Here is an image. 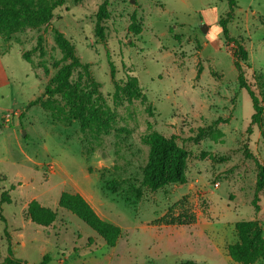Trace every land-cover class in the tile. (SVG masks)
Instances as JSON below:
<instances>
[{
    "label": "rangeland",
    "instance_id": "374dc122",
    "mask_svg": "<svg viewBox=\"0 0 264 264\" xmlns=\"http://www.w3.org/2000/svg\"><path fill=\"white\" fill-rule=\"evenodd\" d=\"M104 1L67 0L52 27L0 38V264L7 258L6 232L26 264H41L47 254L49 264H225L214 243L224 235L238 240L239 221L264 226V190L260 212L253 206L256 159L264 165V118L249 133L254 110L234 66H242L263 100L264 0H236L231 16L227 0H109L102 42L96 22ZM134 18L139 34L130 31ZM221 19L229 21L230 40ZM54 29L100 83L112 116L107 130L81 129L60 96L30 107L64 56ZM131 78L142 93L116 104L115 83ZM72 82L86 85L82 70ZM152 131L188 151L186 184L142 186L150 154L145 137ZM63 192L80 194L121 228L116 247L59 207ZM32 201L57 213L52 226L26 218ZM184 215L195 223L162 222Z\"/></svg>",
    "mask_w": 264,
    "mask_h": 264
},
{
    "label": "trees",
    "instance_id": "16d2710c",
    "mask_svg": "<svg viewBox=\"0 0 264 264\" xmlns=\"http://www.w3.org/2000/svg\"><path fill=\"white\" fill-rule=\"evenodd\" d=\"M67 0H0V38L10 39L12 36L23 32L26 29L38 30L52 27L58 16L56 10L62 8ZM230 14H233L237 7L236 0H227ZM109 0H105L99 7L96 22V35L100 41L105 42L104 22L109 18ZM229 19V17H228ZM228 19H221L219 27L226 40H230L227 25ZM231 19V18H230ZM139 25L136 19L130 27V31L139 34ZM55 41L58 48L63 53L61 62L54 64L55 76L46 86L44 93L30 103V107L41 104L44 98L49 100L60 96L70 107L69 119L76 120L83 130H107L112 116H109L106 109V99L100 92L101 85L91 72V66L83 63L76 54L73 43L68 40L63 33L54 29ZM241 51H238V53ZM23 58L29 62L28 54ZM237 58V57H236ZM235 68L238 71V83L240 90L248 94L254 114L251 118L249 133L253 127L261 128L264 118V99L256 95L245 76L242 66L235 61ZM77 70H82L86 85L80 82L73 83L72 76ZM115 78L114 72L112 73ZM264 80V79H262ZM116 91L113 100L116 104L122 105L125 101L131 102L142 93L139 82L136 78H131L127 83L121 85L115 83ZM52 108V107H51ZM53 110V109H52ZM145 142L150 147L149 160L144 169L142 186L152 191H158L170 185L187 183L186 176L189 153L180 146L174 137L167 138L157 131H152L145 137ZM258 167V177L256 182V193L253 206L257 213L260 212L259 195L264 190V165L256 159ZM3 194V200L6 198ZM59 207L77 216L87 226L94 230L110 248L116 247L122 238L123 232L120 227L102 219L88 201L77 193L63 192L59 200ZM26 218L32 223L41 227H50L57 220V213L51 208L42 206L37 201L28 204ZM164 225L190 226L195 223V218L182 216L178 218L162 219ZM238 241L227 248L228 256L236 264H264V226L258 220L239 221L236 226ZM7 258L1 264H26L25 261L16 258L9 235ZM93 242L90 240L89 245ZM50 255H45L41 264H49ZM180 264H201L196 260H184Z\"/></svg>",
    "mask_w": 264,
    "mask_h": 264
},
{
    "label": "crops",
    "instance_id": "0c3cea01",
    "mask_svg": "<svg viewBox=\"0 0 264 264\" xmlns=\"http://www.w3.org/2000/svg\"><path fill=\"white\" fill-rule=\"evenodd\" d=\"M263 224V223H262ZM238 240L236 238L230 239L227 236H222L219 242L214 243V250L220 260L224 261L225 264H235L232 259L228 256L227 247L229 245L235 244ZM198 262H204L202 260H197ZM208 263V262H207ZM209 264V263H208Z\"/></svg>",
    "mask_w": 264,
    "mask_h": 264
},
{
    "label": "water",
    "instance_id": "95a60500",
    "mask_svg": "<svg viewBox=\"0 0 264 264\" xmlns=\"http://www.w3.org/2000/svg\"><path fill=\"white\" fill-rule=\"evenodd\" d=\"M203 31L206 32L207 31V26L203 27Z\"/></svg>",
    "mask_w": 264,
    "mask_h": 264
}]
</instances>
